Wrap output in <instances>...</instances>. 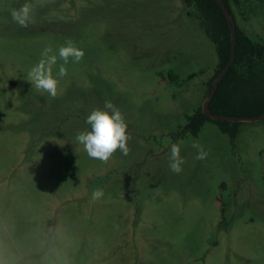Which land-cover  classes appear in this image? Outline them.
<instances>
[{
	"label": "rangeland",
	"instance_id": "rangeland-1",
	"mask_svg": "<svg viewBox=\"0 0 264 264\" xmlns=\"http://www.w3.org/2000/svg\"><path fill=\"white\" fill-rule=\"evenodd\" d=\"M25 2L0 0V264H264V119L233 142L211 122L190 132L217 56L182 0H27L22 28L10 12ZM229 18L264 45V0ZM68 40L85 55L52 98L28 72ZM105 100L131 139L102 163L76 136Z\"/></svg>",
	"mask_w": 264,
	"mask_h": 264
},
{
	"label": "trees",
	"instance_id": "trees-1",
	"mask_svg": "<svg viewBox=\"0 0 264 264\" xmlns=\"http://www.w3.org/2000/svg\"><path fill=\"white\" fill-rule=\"evenodd\" d=\"M229 17L232 9H238L239 0H219ZM188 16L197 18L207 39L214 46L217 56L215 79L221 74L230 57L231 40L235 37L234 59L222 80L213 87L208 103L212 114L236 118L255 119L264 113V45L255 42L236 25L224 17L217 0H182ZM189 129L196 135L205 122L215 124L233 142L242 122L218 121L206 117L197 109L189 118Z\"/></svg>",
	"mask_w": 264,
	"mask_h": 264
},
{
	"label": "clouds",
	"instance_id": "clouds-1",
	"mask_svg": "<svg viewBox=\"0 0 264 264\" xmlns=\"http://www.w3.org/2000/svg\"><path fill=\"white\" fill-rule=\"evenodd\" d=\"M32 6L26 2L19 9H12L10 15L15 23L22 28H27L31 19ZM84 51L78 48L72 40L66 41L58 49V54H53L51 46H47L41 53L39 61L28 72V81L40 91L47 92L52 98L58 94L59 80L68 75L66 65L69 59L73 63H80L84 58ZM59 64L55 76L53 69ZM86 123L90 125V131L79 132L76 136L77 142L83 146L88 157L107 163L113 155L119 151L124 156L130 152L128 141L131 139L127 132L128 125L122 115L111 100H105L103 109H95L86 118ZM192 147L196 149V160L207 159L209 152L198 142L194 141ZM180 146L173 143L170 147L169 168L179 174L182 171L181 165L184 163L180 155ZM104 197L103 188H95L90 196V200L95 203Z\"/></svg>",
	"mask_w": 264,
	"mask_h": 264
},
{
	"label": "water",
	"instance_id": "water-1",
	"mask_svg": "<svg viewBox=\"0 0 264 264\" xmlns=\"http://www.w3.org/2000/svg\"><path fill=\"white\" fill-rule=\"evenodd\" d=\"M218 4L221 6V10L222 13L224 15V17L226 18L227 22L231 25V21L229 18V14L225 8V6L223 5V3L219 0ZM234 47H235V37L232 38L231 40V45H230V57H229V61L226 64L225 68L222 70L221 74L215 79V82L213 84V87H216V85L222 80V78L224 77V75L226 74L228 68L232 65L233 63V59H234ZM214 90L212 89L207 97V100L203 106V114L208 117L211 118L213 120H218V121H229V122H245V121H260L264 119V113L258 117H256L255 119H245V118H236V117H230V116H221V115H216V114H212L208 111V103L210 98L212 97Z\"/></svg>",
	"mask_w": 264,
	"mask_h": 264
}]
</instances>
